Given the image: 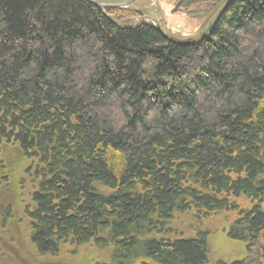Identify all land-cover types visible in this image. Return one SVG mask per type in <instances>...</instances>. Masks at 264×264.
<instances>
[{"label":"trees","instance_id":"trees-1","mask_svg":"<svg viewBox=\"0 0 264 264\" xmlns=\"http://www.w3.org/2000/svg\"><path fill=\"white\" fill-rule=\"evenodd\" d=\"M224 1L178 0L174 12ZM140 13L0 0V201L28 223L13 239L20 258L0 264H66L64 245L90 242L115 264H209V230L170 227L191 211L263 243L264 0H231L192 43L133 23Z\"/></svg>","mask_w":264,"mask_h":264},{"label":"rangeland","instance_id":"rangeland-1","mask_svg":"<svg viewBox=\"0 0 264 264\" xmlns=\"http://www.w3.org/2000/svg\"><path fill=\"white\" fill-rule=\"evenodd\" d=\"M178 0H135L129 4L133 8L140 10V15L133 20V23L140 22H150L159 27H161L165 32H167L172 37L179 39L181 41H189L193 39H199L204 35L207 26L214 21V17L219 15V11L223 8L222 4L216 13H183V12H174ZM218 16H216L217 18ZM215 18V19H216ZM26 189L24 191V196L21 199V202L28 205L31 204L32 193L34 192V186L32 181L25 180ZM189 218H184L182 221L178 215L173 220V224H170V227L174 226L178 231H184L185 236H193L195 230H209L208 236V258L209 264H216V261L224 262H233L235 260H243L242 264H259L258 258H261L262 248L264 247V241L260 247L255 246V251L246 247L243 243V240L230 237L225 233V229L222 226L225 224L223 219L216 220L215 222H208L205 219V224L201 223L202 221L194 220L192 216V211L188 212ZM28 219V218H26ZM22 225L24 228H27V221L22 220ZM11 225V222H9ZM14 231H17V226L15 223H12ZM202 228V229H201ZM205 228V229H204ZM106 237V235H104ZM0 242H3L6 245L5 239H0ZM6 243V244H5ZM107 239L106 246L109 245ZM256 245V244H255ZM7 246V245H6ZM6 247L0 248V262L2 259H6L5 250ZM246 249V250H245ZM7 251V250H6ZM60 255L65 259L64 263L66 264H76L77 262H86L89 259V255L99 256L101 260L100 264H103L107 258L111 256L110 247H101L95 242H90L84 245L79 246H69L64 245L59 251ZM258 252L259 255L258 257ZM264 254V253H263ZM53 255H46V257L51 258ZM6 261V260H5ZM25 263V262H23ZM6 264V263H1ZM28 264V263H25ZM264 264V262L260 263Z\"/></svg>","mask_w":264,"mask_h":264},{"label":"flooded vegetation","instance_id":"flooded-vegetation-1","mask_svg":"<svg viewBox=\"0 0 264 264\" xmlns=\"http://www.w3.org/2000/svg\"><path fill=\"white\" fill-rule=\"evenodd\" d=\"M21 204V206L23 207H27L26 204H24V202H19ZM18 203L13 204L12 202H10V199L6 198L3 201H0V239H5L6 240V245H4L3 242H0V248H4L6 247L5 250V256L11 257L12 253H14L15 255L18 254L19 258L20 255H22L21 253V245L20 244H15L13 239H14V235L15 232H19L20 229V224L19 222L22 220V218L20 217V211L18 210L17 207ZM9 222H11V225L9 224ZM12 223H15L17 226V231H14V228L12 226ZM21 227L22 224H21ZM2 231V233H1ZM17 256V257H18ZM111 261H104L103 264H115L114 260L110 259ZM22 262H25V260H20ZM222 261V260H220ZM238 261V260H235ZM234 262V261H233ZM223 264H229L232 262H224L222 261ZM51 264V263H49ZM92 264H100L99 261L95 260ZM125 264H161L158 261H155L153 259H143V258H137V259H133V260H128L127 263Z\"/></svg>","mask_w":264,"mask_h":264},{"label":"water","instance_id":"water-1","mask_svg":"<svg viewBox=\"0 0 264 264\" xmlns=\"http://www.w3.org/2000/svg\"><path fill=\"white\" fill-rule=\"evenodd\" d=\"M88 1L93 3V4H95V5H97V6H99V7H101V8L106 9V8H112V7H116V8L117 7H126V6H128L130 3H132L135 0H88ZM230 1L231 0H225V4H224L223 8L221 9V11H220V13H219V15L217 17V20L220 18V16L226 10V8L229 5ZM217 20L213 21V22H211L209 24V26L207 27V29L204 32L203 37L212 30V28L215 26ZM197 40L198 39H193V40H189V41H181V43H186V42H188V43L191 42L192 43V42H196Z\"/></svg>","mask_w":264,"mask_h":264}]
</instances>
